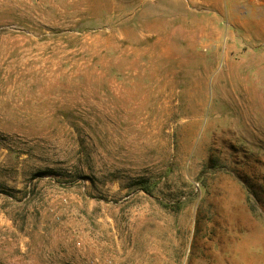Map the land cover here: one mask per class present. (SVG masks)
<instances>
[{
    "label": "rangeland",
    "instance_id": "1",
    "mask_svg": "<svg viewBox=\"0 0 264 264\" xmlns=\"http://www.w3.org/2000/svg\"><path fill=\"white\" fill-rule=\"evenodd\" d=\"M0 264H264V0H0Z\"/></svg>",
    "mask_w": 264,
    "mask_h": 264
}]
</instances>
